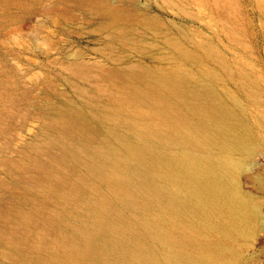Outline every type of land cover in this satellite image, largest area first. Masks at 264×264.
Listing matches in <instances>:
<instances>
[{
	"label": "rangeland",
	"instance_id": "obj_1",
	"mask_svg": "<svg viewBox=\"0 0 264 264\" xmlns=\"http://www.w3.org/2000/svg\"><path fill=\"white\" fill-rule=\"evenodd\" d=\"M118 2L0 0V264H264V0Z\"/></svg>",
	"mask_w": 264,
	"mask_h": 264
},
{
	"label": "bare ground",
	"instance_id": "obj_2",
	"mask_svg": "<svg viewBox=\"0 0 264 264\" xmlns=\"http://www.w3.org/2000/svg\"><path fill=\"white\" fill-rule=\"evenodd\" d=\"M113 1L114 0H111L112 3H108L107 5H105L104 7H102L99 11L103 12L105 14V16H108L111 19L115 20L116 17H117L118 12L120 11V9H123V7L121 6V4L119 2H118V4H120V6H118L116 3L114 4ZM231 201L234 202V204H235V201H237V200L235 199V197H232ZM240 206H242V204Z\"/></svg>",
	"mask_w": 264,
	"mask_h": 264
}]
</instances>
